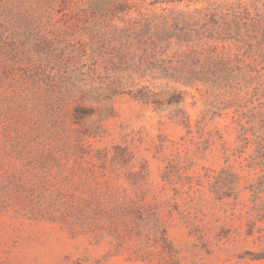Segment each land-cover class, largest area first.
Here are the masks:
<instances>
[{
	"label": "rangeland",
	"instance_id": "rangeland-1",
	"mask_svg": "<svg viewBox=\"0 0 264 264\" xmlns=\"http://www.w3.org/2000/svg\"><path fill=\"white\" fill-rule=\"evenodd\" d=\"M254 50L264 0H0V264H264V82L195 53Z\"/></svg>",
	"mask_w": 264,
	"mask_h": 264
},
{
	"label": "trees",
	"instance_id": "trees-1",
	"mask_svg": "<svg viewBox=\"0 0 264 264\" xmlns=\"http://www.w3.org/2000/svg\"><path fill=\"white\" fill-rule=\"evenodd\" d=\"M259 51L260 50H258L257 53ZM195 53H197L196 62L200 70L199 72H201L203 76L206 75L204 79L210 81L212 84L222 85L231 90L233 88L234 70L242 68L248 71V87H252L253 89L257 88V86L253 84L254 80L264 82V51L258 54L259 57L254 55L257 54L256 50H254L253 55H251L249 59L246 57H237L235 60L240 66L237 65L235 67L230 66L229 62L222 58L216 59L209 55L203 56L201 53ZM231 103L233 102L229 100V104ZM248 123H250V126L253 128L258 127L259 130H264V100H260L256 109L248 116Z\"/></svg>",
	"mask_w": 264,
	"mask_h": 264
}]
</instances>
